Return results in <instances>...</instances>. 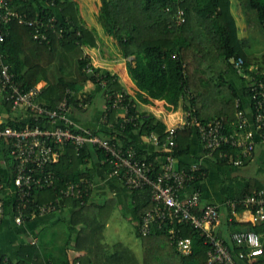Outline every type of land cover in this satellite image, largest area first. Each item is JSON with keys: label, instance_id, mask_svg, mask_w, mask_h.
<instances>
[{"label": "trees", "instance_id": "obj_1", "mask_svg": "<svg viewBox=\"0 0 264 264\" xmlns=\"http://www.w3.org/2000/svg\"><path fill=\"white\" fill-rule=\"evenodd\" d=\"M11 1L14 7L30 15L35 16L38 12L56 13L66 22L71 21L68 25L62 24L65 30L61 36L58 33H51L49 43L34 40L30 27L17 21L4 25L6 38L2 43L3 51L14 80L24 91L30 90L40 80L45 79L47 85L37 97L41 105L56 108L64 97H68L73 108L83 110L79 106L83 96L89 100L88 107L91 99L86 94L79 95L78 90L80 81L89 80L103 90L106 106H111L108 94L114 96L117 92L123 91L125 103H129V115L138 114L134 100L124 90L117 73L94 67L95 71L106 79L107 85L104 87L97 80L98 76L84 71V67L90 62L85 55L84 46L97 44V32L80 19L75 1L55 0L54 8L50 7L46 0H36L37 7L29 0ZM235 1L243 9L242 15L248 22L247 25H252L254 31L258 29L264 34V0ZM233 5V0H108L102 21L105 32L116 40L119 52L127 59L133 57L128 60L127 67L139 89L153 98H167L175 106L180 101H185L184 108L191 112L188 119L192 118V114L203 122L224 116L226 131L231 132L236 127L232 124L236 118L235 101L237 98L242 99L226 76L231 69L237 73L232 59L238 57L244 59V72L247 77L237 74L244 81L245 92L249 98L251 86L254 83L258 85L264 78V72L262 73L264 51L258 54V50L254 51V43L247 37H241L239 19ZM180 10L184 11L185 21L179 23ZM251 66L256 67L261 74L250 69ZM0 102L2 106L10 109L12 115L7 121L0 122L2 127L11 125L23 128L27 124L42 125L43 121H36L32 114H26L23 118L14 116L11 103L4 97L0 98ZM242 103L245 107L243 100ZM193 107H196V110ZM107 112L108 121L114 123L115 130H109L104 125L103 129L94 132L134 147L138 156H142L145 151L138 149L135 143L125 136L126 133L134 129H139L141 133L147 135L156 132L162 142L167 136L164 122L152 114L141 115L136 125L130 122L122 129L118 110L110 107ZM193 133L192 125L178 130V145L175 151L177 158L189 153ZM223 150L228 152V156L221 157L220 151L217 150L214 153L217 161L220 164L232 163L230 158L235 154V148L225 145ZM164 154L161 151L159 154L147 155L148 160L154 162L155 171L160 165L156 158ZM6 158L11 159L9 152L0 148V161L6 162ZM104 158V151L95 146L86 145L77 151L73 143L65 144L59 161L48 166L57 176L56 185L43 189L36 188L34 192L39 197L37 201L43 203L54 200L60 189L65 188L69 182L94 178L92 169L97 164L109 170L108 165L102 164ZM10 163L9 169L5 167L2 169L9 183L12 175ZM203 169L205 170L204 167ZM196 186L200 188L199 185ZM263 186L257 179L241 182L238 187L235 186V193L230 199H240L254 191H264ZM132 191L136 194L135 208L140 219L152 206L151 187L145 186ZM94 192L95 190L84 197L86 202L83 204L76 198H66L63 202V206L75 210L71 217L74 226L82 224L78 230L70 234L69 241L74 240L77 249L86 247L87 252H91L92 249L89 244L97 240L105 229L116 204L115 199H108L103 204L95 203ZM8 204H11L10 211L14 214L12 199L6 200V213L9 211ZM31 209L32 207L26 211L25 220L31 219ZM242 209L244 207H238V210ZM175 227L180 235L192 238L193 252L190 255L182 254L171 240L168 229H159L155 226L153 232L145 236L140 233L137 226L136 232L142 239L144 247L143 264H207L208 244L205 243L201 231L188 223H179ZM247 227L261 233L264 240V222L255 225L249 223ZM122 251L128 250L124 248ZM40 252L38 246L25 244L20 249V259L16 263L4 256L0 259V264H29ZM80 259L84 264V258ZM131 262L129 260V264H132ZM64 264L69 263L67 261Z\"/></svg>", "mask_w": 264, "mask_h": 264}, {"label": "built area", "instance_id": "obj_2", "mask_svg": "<svg viewBox=\"0 0 264 264\" xmlns=\"http://www.w3.org/2000/svg\"><path fill=\"white\" fill-rule=\"evenodd\" d=\"M46 2L50 7H56L55 0ZM13 21L30 27L32 38L40 43H49L51 33L61 36L65 30L62 24L68 25L71 21L66 22L56 13L38 12L33 16L14 7L11 0H0V98L4 97L11 103L14 116L21 113L32 114L36 121H43L42 125L27 124L23 128L0 125V139L4 143L2 150L6 149L11 156L9 162L11 160L12 173L9 183L2 171L4 160L0 161V191H8L11 194L16 223L24 222L26 211L30 207L31 217H35L58 212L64 207L66 198L80 199L82 204L86 202L84 197L97 187L94 178L69 182L65 188L60 189L54 200L43 203L37 201L34 190L56 185L57 176L48 166L59 161L65 144L73 143L77 151L91 145L104 151L102 164L108 165L109 175L120 180L127 189L132 191L145 186L151 187L152 206L142 214L138 223L142 235H150L155 226L168 229L176 248L182 254L190 255L193 252L192 238L180 235L175 227L179 223H188L198 228L205 237V243L208 244L207 264H264V240L261 233L248 227L234 230L231 232L229 243L216 233L215 228L221 223L220 205L213 202L203 204L201 189L196 186L198 179L205 174L203 165L197 162L181 167L175 155L178 130L193 125L207 156L214 157L217 150L220 151L221 157L228 156L223 147L229 145L236 150L230 158L234 165H243L252 158L256 145L264 141V78L258 85L254 83L251 86L250 110L243 106L241 98L236 99V118L232 122L236 127L231 132L226 131L224 116L203 122L193 114L192 118L188 119L190 111L186 112L185 123L167 129L163 142L158 133L152 132L150 138L165 153L162 155L159 169L155 171L154 162L146 156H138L134 147L96 133L91 128L79 126L71 118L73 107L68 97H64L56 108H50L37 101L42 86L36 85L28 91L19 86L14 80L2 47L6 38L4 25ZM183 21L184 11L180 10L179 23ZM232 63L240 75L247 77L242 57L232 59ZM94 67V64L89 62L84 71L98 76L97 80L105 87L106 79L101 77ZM250 69L261 74L256 67L251 66ZM85 97L83 96L79 103L83 109L89 105V100ZM107 98L111 108L118 111L121 109L125 113L120 117L122 129L130 122L136 125L140 115H129V103H125L123 91L114 96L108 94ZM110 107L107 105L102 114V124L109 130L115 129L114 123L108 121L107 111ZM225 203L231 209L230 220L236 215L238 207H244L251 212L253 225L264 222L263 190L246 194L240 199H227ZM5 216L6 198L0 196V226Z\"/></svg>", "mask_w": 264, "mask_h": 264}, {"label": "crops", "instance_id": "obj_3", "mask_svg": "<svg viewBox=\"0 0 264 264\" xmlns=\"http://www.w3.org/2000/svg\"><path fill=\"white\" fill-rule=\"evenodd\" d=\"M29 1L36 6V0ZM233 4L234 12L237 14L238 8L241 6L236 1L234 2V0ZM77 8L78 12H80L78 4ZM80 15L84 18L82 11ZM84 23L97 32V44H87V46H84L87 58H89L95 67L108 69L117 73L120 82L124 85V90L134 100L140 116L152 114L163 121L167 129L186 122L187 111L184 108L185 101H180L175 106L167 98H153L147 92L139 89L127 67L128 60L133 59V57H129V59L124 57L117 49L118 46L117 48L115 47L117 42L114 37L108 35L100 27H97L96 23L92 24L93 26H90L86 21ZM241 28L240 26V30ZM244 30L246 31L243 35H241L240 31L241 37L249 39L248 35H253L251 27L249 25L244 26ZM237 73L231 69L226 75L228 82L236 87L246 107L250 110L251 100L245 92L244 81ZM231 74H235L236 77H232ZM71 75L74 77V73ZM80 82L78 94L90 96L91 105L83 110L72 108L71 118L79 126L88 127L92 130L103 129L102 114L106 107L103 90L99 89L89 80ZM37 85L44 88L47 85V80L42 79ZM193 108L196 110V107ZM124 114V111L120 109L118 111V118L124 116ZM19 116L23 118L25 117V113H21ZM11 117L10 109L2 106L0 102V122L3 123ZM125 136L134 142L138 149L145 151L142 153V156L147 157L149 154L161 153L160 147L154 143L150 135L141 133L139 129H134L126 133ZM190 141L189 153L178 158V165L185 167L197 162L203 165L205 174L198 181L202 193V203L213 202L220 205L221 223L215 228V231L220 237L230 241L232 231L247 228L248 224L251 223L252 214L248 209L238 210L233 219L230 220L231 209L225 201L232 197L235 193V186L238 187V184L241 182L257 179L264 185V141L256 145L253 157L243 165H234L232 163L220 164L216 156H207L195 129ZM121 143L124 142L121 141ZM2 146H4V143L0 140L1 149ZM5 151L8 152L6 149ZM161 159V155L156 158L159 164H161ZM7 161L2 163V169L4 167L9 169V160ZM92 172L94 180L97 183L93 201L103 204L108 199L116 200L115 208L105 228H107L113 214L117 210H121L122 214L125 211H129V216L132 217L137 228L140 219L135 208L136 194L127 189L120 180L110 176L108 170H105L101 165L97 164L96 167H93ZM0 196L5 197L6 200L12 199L8 191H0ZM8 206L9 211H7L5 219L0 226V259L5 256V258L16 263L20 259L22 245L32 244L41 249L38 255L39 258L38 256L34 257L33 261H31L32 264L36 262H41L42 264H64L67 261L69 264H77V262L82 264L80 257L84 258V264H129V260L132 261V257L122 251L124 248L126 250L131 249L130 246L124 245L121 241L114 243L107 242L106 229L105 231L103 230L101 237L98 236L97 240L89 244V247L92 248L91 252H87L88 249L86 247L77 249L75 241H69V239L70 234L78 230L82 224L74 226L72 223L71 217L75 210L71 209V207L64 206L56 213L37 215L18 224L15 221L14 214L10 211L11 204H8ZM133 264H139V262H133Z\"/></svg>", "mask_w": 264, "mask_h": 264}, {"label": "rangeland", "instance_id": "obj_4", "mask_svg": "<svg viewBox=\"0 0 264 264\" xmlns=\"http://www.w3.org/2000/svg\"><path fill=\"white\" fill-rule=\"evenodd\" d=\"M75 1L79 5L80 12L82 11V13L84 14V18L80 15V19L83 20L84 22L86 21L90 26H93L92 24L96 23L97 27H100V29L105 31L102 20L104 15L103 11L108 0H75ZM238 9H239L237 13L239 19L238 22L242 27L240 31H241V35H243L245 34L246 31L244 30V26L245 27L248 26L247 25L248 22L245 20V18L242 15V11H243L242 7ZM105 20L106 19H104V21ZM250 27L254 32V34L248 35L249 40L254 43V51L256 52L258 50L259 51L258 54H261V51L262 52L264 51V34L261 30L258 29L254 31L255 28L252 25ZM115 47L117 48V45H115ZM231 76L236 77L235 74H231ZM129 213H130L129 211H125L124 214H122L121 210H117L113 214L109 225L107 226V228H105L107 242L114 243L121 241L124 245L130 246L131 249H129L126 253L129 254L130 257H132V264L133 262L136 263L139 262V264H142L143 252H144L142 239L137 235L135 222L132 219V217L129 216Z\"/></svg>", "mask_w": 264, "mask_h": 264}]
</instances>
